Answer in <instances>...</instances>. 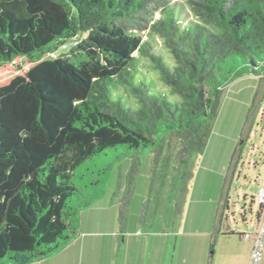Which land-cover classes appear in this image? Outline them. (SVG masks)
Wrapping results in <instances>:
<instances>
[{
    "label": "trees",
    "instance_id": "16d2710c",
    "mask_svg": "<svg viewBox=\"0 0 264 264\" xmlns=\"http://www.w3.org/2000/svg\"><path fill=\"white\" fill-rule=\"evenodd\" d=\"M157 1L0 0V264H32L71 243L79 213L129 160L123 229L140 156L152 157L157 204L204 152L224 88L264 78V0H183L196 22L182 26L165 7L146 27ZM147 28L172 67L132 32ZM138 59L166 91L136 78ZM115 83L127 95L113 94Z\"/></svg>",
    "mask_w": 264,
    "mask_h": 264
},
{
    "label": "rangeland",
    "instance_id": "374dc122",
    "mask_svg": "<svg viewBox=\"0 0 264 264\" xmlns=\"http://www.w3.org/2000/svg\"><path fill=\"white\" fill-rule=\"evenodd\" d=\"M165 7L178 15L182 26L196 22L183 0H159L148 6L145 16L148 23H141L149 27L161 18ZM132 32L150 43L152 52L160 55L168 66L174 65L161 38L149 28ZM149 64L138 59L136 78L152 80L156 90L166 91L157 71ZM113 94L127 95L118 83ZM125 100L132 104L129 97ZM150 159L149 153L142 154L134 174L126 208L127 239L137 232L150 236L155 232L170 238L172 264H247L250 242L238 233L254 227L259 207L256 193L264 185V78L242 77L224 88L203 154L193 155L184 181L175 190H171L167 181L157 204L147 194ZM129 165V160H125L115 166L105 187V197L81 216L82 223L95 219L102 228L96 226L94 232L79 229L80 237L100 235L106 239L119 234L118 208L124 197ZM148 198L146 221H154L151 228L138 223L140 208ZM95 247L88 254L89 264L102 255H97L101 251ZM73 254L71 246H64L39 264H71ZM83 262L76 260L74 264Z\"/></svg>",
    "mask_w": 264,
    "mask_h": 264
},
{
    "label": "crops",
    "instance_id": "0c3cea01",
    "mask_svg": "<svg viewBox=\"0 0 264 264\" xmlns=\"http://www.w3.org/2000/svg\"><path fill=\"white\" fill-rule=\"evenodd\" d=\"M242 77L255 78V76L248 75L239 76L238 78ZM150 160L152 165V157ZM147 184L149 185V179ZM103 198L92 204L89 208L81 211L78 215L76 238L71 243L66 245V247L71 246L73 253L75 252V254H73L69 259V262L71 264H74L76 260L80 261L82 259L84 260L83 264H89L87 257L90 249L94 246H96L95 249L97 251H101V253H98L97 255L102 254L100 259L95 261L94 264H172V252L170 253V238L166 239L163 235L160 236L159 233L156 234L155 232H153L151 236L145 235L146 232L144 234H142L141 232H137V235H133L132 237L127 239L125 235L127 220L124 228L121 229V231L116 235L115 238L113 236H110V238L105 239V236L99 237L100 235H95L90 238H85L84 236L80 237L79 229H82L83 232H94L97 230L95 228L96 226L102 228L96 221H93L95 219H88L84 223H82L81 216L86 212H89L90 208L101 201ZM138 223L140 226H147L146 228L154 227V221H151L149 223L146 220L144 222H140L138 218ZM101 241L104 242L102 246ZM41 261L43 260L34 262L32 264H39L41 263Z\"/></svg>",
    "mask_w": 264,
    "mask_h": 264
},
{
    "label": "built area",
    "instance_id": "2783aa9c",
    "mask_svg": "<svg viewBox=\"0 0 264 264\" xmlns=\"http://www.w3.org/2000/svg\"><path fill=\"white\" fill-rule=\"evenodd\" d=\"M258 211L254 227L247 231L239 232V236L250 242L247 264H264V185L256 193Z\"/></svg>",
    "mask_w": 264,
    "mask_h": 264
}]
</instances>
